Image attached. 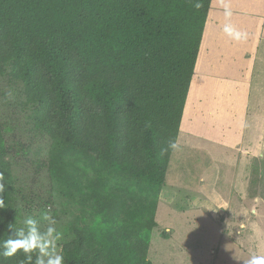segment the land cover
Wrapping results in <instances>:
<instances>
[{"label":"trees","instance_id":"16d2710c","mask_svg":"<svg viewBox=\"0 0 264 264\" xmlns=\"http://www.w3.org/2000/svg\"><path fill=\"white\" fill-rule=\"evenodd\" d=\"M212 2L0 0V78L23 85L21 103L51 143L65 264H153L174 152L162 149L178 143ZM14 159L0 122V241L18 228ZM0 262L30 264L22 253Z\"/></svg>","mask_w":264,"mask_h":264},{"label":"rangeland","instance_id":"374dc122","mask_svg":"<svg viewBox=\"0 0 264 264\" xmlns=\"http://www.w3.org/2000/svg\"><path fill=\"white\" fill-rule=\"evenodd\" d=\"M251 1L247 11L244 0L225 3L233 13L231 22L247 33L240 42L224 35V8L218 6L220 0L212 2L190 87L188 117L202 96L197 117L201 134L190 130L188 123L180 132V147L172 154L159 198L148 255L153 264H243L253 254L264 255V141L260 153L246 156L251 161L246 181L240 151L233 148L255 146L257 138L251 139L259 131L250 120L255 116L259 125L264 121V7L263 0ZM10 79L8 73L0 78V122L7 144L14 148L17 194L12 209L18 228L27 216L39 218L42 211H50L61 233L57 247L62 252L69 218L60 210V199L55 200V210L49 202L51 181L45 161L51 143L35 131L32 110L21 103L23 85ZM213 135L216 141L211 140ZM23 146H28L26 155Z\"/></svg>","mask_w":264,"mask_h":264},{"label":"clouds","instance_id":"9594fccd","mask_svg":"<svg viewBox=\"0 0 264 264\" xmlns=\"http://www.w3.org/2000/svg\"><path fill=\"white\" fill-rule=\"evenodd\" d=\"M196 7H200L199 4ZM224 24L222 32L232 41L240 42L247 39V33L238 29L232 22L233 15L228 4L223 5ZM179 144L175 141H169L167 148H163L162 152L168 149L178 150ZM3 173H0V193L5 190V184L2 179ZM255 214V209L252 210ZM42 221L47 222L46 227H42ZM56 221L52 217L50 211H42L39 218L27 216L23 220V226L16 228L13 223L7 225L11 234L3 241H0V257L5 259L12 258L18 253H22L25 259L34 264H65L63 254L58 251V241L61 233L55 227ZM2 264V262H0ZM243 264H264V255L253 254Z\"/></svg>","mask_w":264,"mask_h":264},{"label":"crops","instance_id":"0c3cea01","mask_svg":"<svg viewBox=\"0 0 264 264\" xmlns=\"http://www.w3.org/2000/svg\"><path fill=\"white\" fill-rule=\"evenodd\" d=\"M228 1H230V0H220V4L218 5L219 7L222 5H224L225 3H227ZM234 2V0H231V2ZM216 2H217V0H216ZM251 0L249 1V0H244V4H243V8H246V10H244V11H247V9L249 8V5L251 4ZM215 3V0H214V2H213V4ZM212 7H213V5H212ZM211 7V8H212ZM248 7V8H247ZM263 7H264V0H263ZM255 8H259V6L257 7H255ZM235 9V8H234ZM241 10H242V8H241ZM210 12H211V10H210ZM263 12H264V10H263ZM210 14V13H209ZM209 17V16H208ZM207 24V23H206ZM207 28V27H206ZM204 43H205V41H204ZM203 46V45H202ZM204 47H205V45H204ZM202 53V52H201ZM201 53H200V58H199V62H200V59H201ZM247 61H249L248 59H247ZM199 65V64H198ZM252 70L254 69L253 68V66H252V68H251ZM251 70V71H252ZM193 86V85H192ZM192 88V87H191ZM191 94H192V89L190 90V93H189V100H188V102H187V106H186V108H185V112H184V117H183V121H182V127H181V130L182 131H184V127L187 125V123H188V125H189V129L190 130H196V132H197V134L199 135V134H201L200 133V130L202 129L201 128V126H198V119H197V117H198V111L200 110V105H199V103H200V101H201V99H202V96L200 95V98L199 99H197V101H196V107H195V109H194V112H191V114L189 115V117H188V112H189V104H190V102L192 101L191 100ZM202 108V107H201ZM255 115H257L258 116V113H256L255 112ZM259 117V116H258ZM256 117L255 116H253L252 118H251V122L253 123V128L254 127H256V129H255V131H259L258 132V134H255V131H253L254 132V136L252 137V139L251 140H253L254 139V137H256L257 138V140L255 141V146H248L247 145V147H240V145H238V144H236V145H234L233 146V148H235V149H238L239 151H240V158H239V162L241 163V166H244L243 168H241V171H242V177H244L243 178V181H246V178H247V164L250 162V164H251V161H249V159L246 157V156H253L254 155V153H256L257 151H259V153L263 150V147H262V141H264V121H263V123L261 124V125H259V123L256 121ZM250 121H249V123H250ZM199 124H202V122L200 121L199 122ZM252 130H254V129H252ZM211 137V140H213V141H216L217 140V136H210ZM229 139V138H228ZM224 140V139H223ZM223 142H228V141H223ZM249 142V141H248ZM232 143V141H231V139H230V143L229 144H231ZM228 144V143H227ZM252 159H254V158H252ZM251 159V160H252ZM249 164V165H250ZM243 169V170H242ZM244 171V172H243ZM241 174V173H240ZM239 174V175H240ZM245 186H246V182H245ZM209 194H207V196H208ZM221 202H223V203H227L224 199H223V197H221V196H219V195H215ZM196 198H203V197H201V196H198V197H196ZM199 200H204V199H199Z\"/></svg>","mask_w":264,"mask_h":264}]
</instances>
